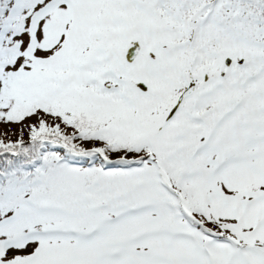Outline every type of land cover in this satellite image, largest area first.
Returning a JSON list of instances; mask_svg holds the SVG:
<instances>
[{
	"label": "snow or ice",
	"instance_id": "obj_1",
	"mask_svg": "<svg viewBox=\"0 0 264 264\" xmlns=\"http://www.w3.org/2000/svg\"><path fill=\"white\" fill-rule=\"evenodd\" d=\"M0 264H264V0H0Z\"/></svg>",
	"mask_w": 264,
	"mask_h": 264
}]
</instances>
